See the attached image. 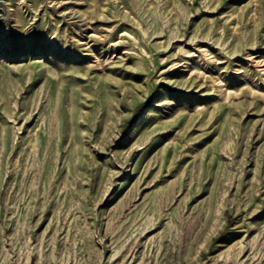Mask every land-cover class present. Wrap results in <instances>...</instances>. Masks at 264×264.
Segmentation results:
<instances>
[{
  "label": "rangeland",
  "instance_id": "374dc122",
  "mask_svg": "<svg viewBox=\"0 0 264 264\" xmlns=\"http://www.w3.org/2000/svg\"><path fill=\"white\" fill-rule=\"evenodd\" d=\"M0 264H264V0H0Z\"/></svg>",
  "mask_w": 264,
  "mask_h": 264
},
{
  "label": "bare ground",
  "instance_id": "6f19581e",
  "mask_svg": "<svg viewBox=\"0 0 264 264\" xmlns=\"http://www.w3.org/2000/svg\"><path fill=\"white\" fill-rule=\"evenodd\" d=\"M262 183V182H261ZM261 185V184H260ZM260 197V196H259ZM249 248V246L248 245H245L244 246V252L247 250Z\"/></svg>",
  "mask_w": 264,
  "mask_h": 264
}]
</instances>
